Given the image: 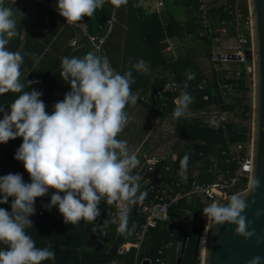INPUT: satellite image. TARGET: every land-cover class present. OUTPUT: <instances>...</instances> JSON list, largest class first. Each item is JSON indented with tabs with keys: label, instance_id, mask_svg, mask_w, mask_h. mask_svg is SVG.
<instances>
[{
	"label": "clouds",
	"instance_id": "1",
	"mask_svg": "<svg viewBox=\"0 0 264 264\" xmlns=\"http://www.w3.org/2000/svg\"><path fill=\"white\" fill-rule=\"evenodd\" d=\"M114 2L122 4L126 0ZM104 3L105 0H57V11L67 23L74 24L92 17ZM17 36L20 32L15 13L0 4V95L19 94L7 112L0 105V144L22 138L14 158L23 163L31 181L25 183L18 173L0 176V204L12 198L10 212L0 208V243L6 245L0 249V264H42L55 260L53 246L49 243L37 247L26 230L33 228L30 217L35 214V200L49 190L54 194L48 207L58 206L66 224L94 223L103 201L117 205L119 232L130 235L135 230V224L129 228L131 206L146 199L148 193L140 190L142 177L135 173L141 164L138 153L127 140L118 137L130 119L126 107L140 100L139 91L131 88L135 83L132 69L147 72L148 64L141 59L121 74L107 56L91 51L83 57L62 58L59 75L70 83L71 91L63 101L55 103L49 114L41 100L42 92L25 90L39 82L21 81L24 55L7 47ZM185 75L188 80L195 79L191 71ZM187 88L185 82L176 99L175 118L184 116L194 101ZM188 160L187 154L181 160L185 170ZM260 185L261 181L254 177L251 187L258 189ZM249 207L250 202L237 192L226 202L206 203L202 214L217 226H235V234L248 241L256 237L245 214ZM261 215L257 211L256 217ZM256 243L264 245V238H257ZM247 264H264V256H252Z\"/></svg>",
	"mask_w": 264,
	"mask_h": 264
},
{
	"label": "trees",
	"instance_id": "2",
	"mask_svg": "<svg viewBox=\"0 0 264 264\" xmlns=\"http://www.w3.org/2000/svg\"><path fill=\"white\" fill-rule=\"evenodd\" d=\"M41 1L49 9L47 10L41 3L34 5V8L39 12L42 9V17L46 15L47 21H43L42 24H32V26L26 23L27 18L24 17V13L20 14V21L17 23L20 36L12 38L7 47L10 51H21L24 55L21 81L39 82L31 84L28 89L26 86L25 90L42 92L41 100L46 104V111L49 114L53 112L55 103L63 101L65 94L71 91L70 83L64 81L59 75L62 70V58L83 57L88 53L87 36L88 38H105L102 56H107L112 67L121 74L132 69V65L141 59L148 64L147 72L132 69L135 80V83L131 85L133 92L138 90L139 95H142L162 90L165 88L168 77L172 76L179 84L178 90L167 89L169 91L164 94L162 100H158V103H166L168 110L174 113L176 106L173 99L179 96L180 89L186 82L187 91L194 98L187 113L206 107L207 104L202 102L201 96L191 91V86L196 82L206 81V78L202 76L201 66L211 60L212 38L216 36L210 32L211 28H216L220 20L228 22L231 19L227 12L222 11V8L209 11L213 17L219 15V18L213 22L210 17L211 26L207 24L205 28L199 16V0H161L163 7L161 16L155 12L147 13L137 0H126V3L122 4H117L114 0H105L103 7L97 9L92 17L82 19L84 32L77 25L67 24L58 14L57 0ZM240 1L246 12V0ZM15 9L16 5L12 4L14 13ZM109 22H111L110 25ZM172 37H176L186 50V53L177 59L169 57V50L163 42ZM189 71L195 73V79H187L185 74ZM18 95L12 92L0 95V105L4 106L5 112ZM211 98L214 99L212 95ZM247 98L243 96L241 101L237 100V102L240 103ZM130 106L131 104L126 107L129 117ZM242 107L247 108V104ZM146 110L148 116L160 119L168 117L170 113L166 110L163 112L150 108ZM184 116L177 119L174 135L171 136L174 142L169 151L175 154V160L171 164L167 159L161 162V165H170L174 177L180 178L190 177L197 163L205 165L201 167L204 172L211 157L219 158L222 149H225L228 142L234 139V133L230 131V128H227L228 131H213L204 126L199 118ZM2 118L3 113H0V119ZM135 122L129 119L128 125L118 139H126V135L130 133V128ZM22 142V138H16L6 144H0V176L18 173L25 183H30V177L23 163L14 158ZM162 143L163 141L160 144ZM186 154L189 160L185 170L181 167V160ZM208 156H210L209 161ZM207 178L208 176L203 173L199 181ZM140 190L145 191L143 181L140 184ZM53 194L54 191L49 190L45 196L35 200V214L30 217L33 228L26 230L37 247H46L49 243L53 246L56 253L55 260L44 261L42 264H134L135 251L130 249L125 252L122 248L132 241L136 226L130 235L118 231L119 220L115 204L108 205L102 201L99 205L100 216L94 223L81 221L79 224L71 225L64 222L58 206L48 207ZM11 203L12 198H9L8 203L0 204V208L10 212ZM131 207L130 229L134 223L141 221L134 213V206ZM196 210H199V206L185 205L184 201H181L178 207L171 209L170 221L158 223L148 232L137 260L147 258L154 264L160 258L158 252L162 247L170 241L177 243L182 236L184 229L176 228L174 223L191 221L192 225L181 264H192L197 237L204 230L203 221L206 218L202 213L199 215ZM184 211H187L186 215H183ZM105 221L108 222L104 224ZM103 228L107 230V234L104 244L101 245L97 241V235ZM5 247L6 245L0 243V249ZM175 258L173 256L169 262L166 261V264H175ZM195 264H200L199 260Z\"/></svg>",
	"mask_w": 264,
	"mask_h": 264
},
{
	"label": "crops",
	"instance_id": "3",
	"mask_svg": "<svg viewBox=\"0 0 264 264\" xmlns=\"http://www.w3.org/2000/svg\"><path fill=\"white\" fill-rule=\"evenodd\" d=\"M39 3L43 4V6L47 10L49 9L48 7L44 5V3L41 0H0V4H2L4 7L12 8V4L16 5V9L14 11H15V18L17 20V23H19L20 21L19 20L20 14L24 13V17L27 18L26 23H29L30 25L42 24L43 21L45 22L47 21L46 15L43 14L44 16L42 17V13H41L42 9L39 12L38 9L34 8V5H37ZM153 3H154L155 8L152 11H147L149 9L144 8L142 5L141 6L143 7L144 10L147 11V13L150 14V13L155 12L161 16L162 11H163L161 0H154ZM199 3H200L199 4V16L202 19L204 27L207 26V24L211 26L209 22L210 17L213 22H215L219 18V15H216L215 17H213L212 14H209V11L211 10L217 11L219 8H222V11L227 12L228 14L227 6H226L228 3V0H212L210 2H208L207 0H199ZM159 7H161V9ZM34 9L35 11H33ZM65 22L67 23L66 20ZM229 23L230 21L226 22L224 20H220L216 28L214 29L211 28L210 32L216 35L215 37L212 38L211 55L217 53V52L216 53L213 52L212 50L213 48L221 50L224 45L232 44L234 42V40L232 39L234 32ZM67 24H73V23H67ZM74 25L81 27L83 31L85 32L84 26L82 24V20L80 22L74 23ZM223 28L226 29V36L221 33V30ZM85 35L87 36V34ZM87 39H88L87 44L89 46V51L94 52L91 44L89 43L88 36H87ZM214 39L216 40L215 42H214ZM163 42L167 45L170 58L177 59L186 53L185 48L183 47L181 42L176 37L168 38L164 40ZM94 53L102 56L103 55L102 47H101V51L94 52ZM210 62L201 66L202 76L206 78V81L196 82L191 86V91L195 93L196 95H200L202 102L206 103L207 105L202 110H199V111L197 110L195 112H188L184 117L185 118H190V117L199 118V120L202 121V124H203V120L209 118V114L211 112L216 111L220 113L221 116L226 120V129H219V130L228 131L227 128H230V131L234 133L233 134L234 139L228 142L227 147L225 149H222V151L219 153L220 156L218 155L219 158L211 157V161L208 163L207 168L204 170V172H202L201 167L205 165L201 163H197V167L193 171L192 175L190 177H185L186 180L188 178H192V180H195L196 182H198L199 178L203 176V173L205 176H208L210 181L221 180L222 178L221 173L224 169H229L232 171L235 168V165L232 162V158L236 157L238 153L236 152L234 146L236 143L241 142L243 139V137L238 136L237 131L245 132L246 124H247L246 113L250 111L252 107L251 85L249 83L248 77L246 76L244 72L243 66L241 69L240 67H238L239 63L234 62V61H229L226 63L213 61L212 57H211ZM204 68H208V70L205 71ZM170 81H174L179 86L178 82L174 78H172V76H169L168 79L166 80L164 87H166V84ZM197 85L203 86L204 89L202 91L194 90L193 86H197ZM168 91L169 90H166L165 94ZM155 93L156 91H152V92H148L142 95L151 97V95ZM204 95L208 96L207 100L203 99ZM211 95L213 96L214 99L211 98ZM243 96H247L248 98L243 99L242 102L238 103L237 100H240L241 97ZM163 97H164V94H163ZM163 97L160 100H162ZM177 97L173 99V103L175 104V106H176ZM158 102L159 101L157 100L156 102L149 104L146 102L137 101L136 105H131L129 108L130 119H133L138 124H142L145 121H148L149 124L154 123L155 124L154 127L156 126V124H159V128L156 127L157 130H153L151 129V127L148 128L147 130L148 136L145 135L146 139L149 136H153V137H149L147 140L145 139V141L141 142L139 145L137 144L138 146L129 145V147L132 150L138 153V157L141 162L140 167H138L135 170V173H138L142 177L140 184H142V181L144 183V179H145V172L143 168L144 156H150L151 154L155 155V154H160V153L173 154L171 153V151H169V149H170L171 144L174 142V138L171 136L174 135L176 121L178 118H175L173 113L168 110V108L166 107L167 105L166 103L160 104ZM245 104H247V108L242 107V105L244 106ZM148 108H150L151 110L159 111V112H163L166 110L167 112H170V113L168 117L163 118V119L156 118V117H150L148 116L147 110H146ZM210 129L213 131H219L213 128H210ZM153 131H156L155 135ZM160 132H165V133H162L163 135H165L166 137L165 139H162V140L159 139L162 136H158L157 139L155 138ZM168 132H171L170 136ZM166 140L168 142V147L165 150L160 151V149L164 147L163 144ZM161 141H163V143L159 144L161 143ZM209 157L210 156H208V161H209ZM225 158L230 159V161H228L225 164L216 163V160H222ZM208 178L202 179V181H199L198 183L207 182L209 181ZM165 180L169 181V178H166ZM189 184L190 183H187L186 188L189 187ZM205 206H206V203L204 202V204H202V206L199 207V210H196L198 211L199 215H201L202 213L201 211L203 210ZM175 223L183 224V223H186V221L185 222H175ZM179 241L177 243L170 241L168 242V244L169 243L172 244L171 247H167L168 244L162 247V249L166 247L164 250V257L166 254L167 262H169L170 258H172L173 256L176 257V252L178 249Z\"/></svg>",
	"mask_w": 264,
	"mask_h": 264
},
{
	"label": "built area",
	"instance_id": "4",
	"mask_svg": "<svg viewBox=\"0 0 264 264\" xmlns=\"http://www.w3.org/2000/svg\"><path fill=\"white\" fill-rule=\"evenodd\" d=\"M154 0H138L141 4H147ZM142 5V4H141ZM247 5V0H246ZM227 11L231 16L230 25L233 29L234 42L232 44L224 45L221 52L212 54V60L218 62L234 61L243 66L244 72L248 77L251 85L252 96V77H253V65L252 61L246 58V51L251 50V24L248 6L246 12L241 6L240 0H228ZM111 22H109V25ZM221 33L226 36V29H222ZM105 38L89 37V43L91 44L94 52L101 51V47ZM173 85L172 88L167 87ZM177 84L174 81H170L166 84V87L157 91L151 97L140 95L141 102L153 103L160 100L165 94L167 89L176 91L178 89ZM194 90L202 91L204 88L201 85L193 86ZM204 100L208 99V96H203ZM246 130L245 132L237 131L238 136L243 137L242 141L235 144V150L238 153L236 157L232 158V162L235 168L231 171L224 169L221 173V180H213L198 183L192 180L189 187L186 188L188 181L185 178L174 177L171 171L170 165H161L163 160H168L171 164L175 160V155L168 153H160L150 156H144L143 168L145 172V191L148 193L146 199L142 202H138L134 206V213L141 221L134 223L136 230L133 233V238L130 243L123 246V251L127 252L130 249L135 251L134 264H141L143 260H147L149 264H153L150 259L137 260L141 247L145 241L146 235L151 229H154L158 223H168L170 221L169 211L174 205L180 203V201L190 198L193 195H199L204 199L205 203H211L217 201L221 197L231 196L234 193H242L248 187L251 174V158H252V107L250 111L246 113ZM203 124L213 129H226V120L220 113L214 111L209 114V118L203 120ZM230 159L216 160V163H227ZM169 178L166 181L165 177ZM181 175V173H179ZM116 210L118 211V207ZM187 223L174 225L178 228H186ZM192 225V223H191ZM107 230L101 229L97 235V241L99 244H104ZM172 244H168L167 247H171ZM166 248V247H165ZM164 249L158 252L159 259L154 264H166V258L164 257Z\"/></svg>",
	"mask_w": 264,
	"mask_h": 264
},
{
	"label": "water",
	"instance_id": "5",
	"mask_svg": "<svg viewBox=\"0 0 264 264\" xmlns=\"http://www.w3.org/2000/svg\"><path fill=\"white\" fill-rule=\"evenodd\" d=\"M251 24V50L245 55L253 65L252 77V158L248 187L241 196L250 202L246 216L252 222L256 237L245 241L235 234V226H217L207 218L203 232L198 235L194 248L192 264H247L255 255L264 256V245L257 246L256 239L264 238V0H247ZM261 181L258 189L251 187L252 179ZM188 183L192 178L187 179ZM230 196L217 201L226 202ZM254 201V203H252ZM262 215L257 218L256 213ZM191 221L187 223L180 238L175 264H181ZM141 264H149L143 260Z\"/></svg>",
	"mask_w": 264,
	"mask_h": 264
},
{
	"label": "rangeland",
	"instance_id": "6",
	"mask_svg": "<svg viewBox=\"0 0 264 264\" xmlns=\"http://www.w3.org/2000/svg\"><path fill=\"white\" fill-rule=\"evenodd\" d=\"M207 1L210 2L212 0H207ZM141 4H142V6L144 8L149 9L147 11H152L155 8L154 3L150 2V1H149V3L147 2V4H143V3H141ZM159 8L161 9V7H159ZM215 41L216 40L214 39V42ZM212 50H213L214 53L221 52V50H218V49H215V48H213ZM238 67H240L242 69V65L238 64ZM204 70L206 71V70H208V68H204ZM154 125H155L154 123H150L149 124L148 121H145L142 124H138L137 122H135L133 124V126L130 128V133L128 135H126V139L128 141V144L131 145V146H134V145H137V144L139 145L141 142L145 141V139H146L145 135L148 136V133H147L148 132L147 131L148 128L151 127V129H153V130H157V128H159V124H156L155 127H154ZM155 132L156 131H153L154 135H155ZM157 133H158V131H157ZM162 133H165V132H160L158 135L156 134L157 136L155 138L157 139L158 136H162L159 139H161V140L165 139L166 137ZM168 133H169V136H170L171 132H168ZM149 137H153V136H149ZM126 139L124 138V140H126ZM166 142H167V140L164 142V144H163L164 147L162 149H160V151L165 150L168 147V142L167 143ZM182 201H184L185 205H191L193 207H196V206L200 207V206H202V204H204V199L201 196H199V195H193L190 198H186L185 200H182ZM175 207H178V204L174 205L171 209H173ZM186 212L187 211H184L183 215H186L187 214ZM182 218H184V216ZM206 221H207V218L204 219L203 223L206 224ZM145 240H146V238H145ZM141 250H142V248H141ZM111 264H113V263H111Z\"/></svg>",
	"mask_w": 264,
	"mask_h": 264
}]
</instances>
